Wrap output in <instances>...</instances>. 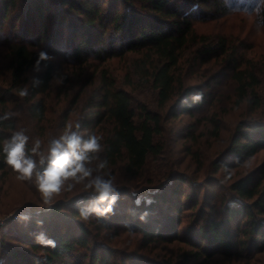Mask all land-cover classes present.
<instances>
[{
    "label": "trees",
    "instance_id": "obj_1",
    "mask_svg": "<svg viewBox=\"0 0 264 264\" xmlns=\"http://www.w3.org/2000/svg\"><path fill=\"white\" fill-rule=\"evenodd\" d=\"M233 11L254 13L264 27V0H0V47L6 49L8 71L7 85L0 84V175L9 167L4 145L18 127L17 116L8 111L12 91L19 95L21 90L27 93L21 96L27 115L40 132L51 125L50 116L65 100L60 129L72 125L82 139L99 137L100 151L90 154L87 166L98 156L108 173L119 167L128 175L142 173L165 150L161 137L167 116L193 117L210 110L224 79L232 88L233 106L245 103L247 117L236 120L227 146L211 160L213 173H229L264 150V113L253 115L264 108L259 91L264 58L248 54L252 45L198 33L192 17L200 12L199 21L213 20ZM41 51L48 59L37 65ZM50 57L70 64L75 74L91 69L87 83L69 93L72 79L57 77ZM115 59L128 62L123 76L109 68ZM212 61L222 64L203 82L187 83V73H197ZM146 91L154 104L145 101ZM78 106L79 115L71 123ZM213 114L202 116L217 136L219 121ZM186 128L184 135L192 139L190 126ZM25 150L29 155V147ZM38 166L47 167V159ZM166 167L155 175L159 181L148 196L139 199V190L118 188L112 212L103 216H80L96 199L90 189L11 222L0 236V264L259 262L257 256L264 253V168L229 176L223 189L215 180L204 177L200 186V181ZM89 225L116 234L119 228L129 229L146 245L182 246L165 259L114 254L104 242L92 240ZM40 233L55 246L41 244L36 239Z\"/></svg>",
    "mask_w": 264,
    "mask_h": 264
},
{
    "label": "rangeland",
    "instance_id": "obj_2",
    "mask_svg": "<svg viewBox=\"0 0 264 264\" xmlns=\"http://www.w3.org/2000/svg\"><path fill=\"white\" fill-rule=\"evenodd\" d=\"M52 9L55 10L54 4L52 5ZM202 9L208 10L206 7ZM199 14L200 12H192V17H195V28L198 33L224 35L233 42H244L250 46L252 45L247 51L248 54L256 53L261 56L262 59L264 58V27L259 23L254 13L233 11L228 15H222L213 20L208 19L205 21H199ZM5 50V48L0 47V84L4 86L7 85L8 82ZM50 59L53 60L57 77L61 75L62 78V76L68 75L72 79L74 86L69 89V93L75 92L80 85H83V82L87 83L88 78H90V74L92 73L91 69L80 71L75 74L73 71L75 68L71 67L70 64L64 62L61 58L50 57ZM127 64V60L115 59L109 63V68L115 74L123 76L127 70ZM221 64L222 61H212L205 67H201L197 73H195V71H190L187 73L185 79L188 84L203 82L206 76L212 73V71ZM59 79L60 77L58 80ZM224 81H222L221 85L216 90V100L212 102L210 110L207 108L203 113L201 111L196 112L193 117L185 114L176 117L167 116L163 123V136L161 137L166 144L165 150H163L160 158L152 159L142 173L135 176L128 175L122 170V167H119V169H114L113 172H109L113 173L111 176L106 170H102V168L99 167L101 162L97 156L95 160L91 161L92 163L89 164L90 168L93 169L92 177L101 176L104 179H111L116 190L120 187L124 188L126 192L139 190L138 195L139 199H141L144 195L148 196L149 193L153 192L152 189L155 187L154 183L159 181L157 180L159 177L156 178L155 175L159 170L160 172L165 170L168 164L172 172H178L181 175L188 176V178L192 180L200 181V186L203 185L201 181L205 177L207 180H215L218 183V188L220 186L223 189L229 184V176L230 178H235L254 169L258 165L264 168V150H262L241 166L230 169L229 173L225 171L213 173L211 160L227 146L236 120L240 117H247L246 104L242 103L238 106H233V96H230L232 88ZM259 91L264 107V81ZM12 94L14 96L12 100L13 104H10L8 111L15 114L18 118L16 132L23 131L24 134L28 136L29 139L26 142L25 148L29 147V155L26 153V150L25 154L39 161V155L32 153L31 149L35 141L39 140L41 141V145L38 151L42 154H46L50 140L58 139L65 132V130L60 129L59 124L62 122V117L59 112L67 108V104L64 100L56 107L58 112L55 111L50 116L51 125H47V128L44 131L41 129L42 131L40 132V128L35 125V122L29 119L23 98L17 95V93H14V91H12ZM143 97L145 101L154 104V97L148 91H146ZM218 99L220 100L217 103ZM51 102L54 104L53 101ZM79 112L80 106L71 114V123L75 119V116L79 115ZM261 112L264 113V108L259 109L258 113L254 112L255 114L253 115H259ZM160 113L164 114L165 109H160ZM213 113L217 115L219 121L217 136L212 132L213 125L207 121L206 117L202 116L203 114L204 116L206 114L211 116ZM188 126H190V132L193 134L192 139L184 135L187 129L186 127ZM190 150L196 153V157L191 156L189 153ZM17 175L18 174L10 166L4 176L0 175V236L3 229L10 228L13 225V221L20 219L22 216H28L30 213L48 209L55 201L65 200L79 191L90 190V188H85V184L90 178H86L80 183L69 180L66 182L65 189L62 190L59 195H54L51 202L46 204L43 201L42 194L36 187L35 176H33L31 180L21 181L17 179ZM168 177L169 176L166 175L164 179ZM154 178L156 179L154 180ZM67 184H73L74 186L71 190H67ZM126 198L128 199L127 196L123 195L122 199L128 202ZM13 214L17 215L16 218L5 220V217ZM88 227L90 235L94 238L92 240L96 243L104 242L114 254L119 253L121 255H139L153 259H165L176 253L179 248H181L180 246H182L179 243L171 245H146V242L143 241L138 233L125 228H119V234H116V232H105L104 230H99L90 225ZM257 258L259 262H254L255 264H264V253L258 255ZM213 260H215V258ZM177 262L179 263L181 261L177 260ZM224 263L227 264V262ZM240 263H243V261L240 260Z\"/></svg>",
    "mask_w": 264,
    "mask_h": 264
},
{
    "label": "clouds",
    "instance_id": "obj_3",
    "mask_svg": "<svg viewBox=\"0 0 264 264\" xmlns=\"http://www.w3.org/2000/svg\"><path fill=\"white\" fill-rule=\"evenodd\" d=\"M45 59H48V55L41 51L36 62L37 65ZM26 94L25 90H21L19 93L20 96ZM76 128H79L78 124ZM28 139L23 131L13 133L3 148L5 160L7 165L18 174L17 179L26 181L35 176L36 187L42 194L44 203H50L54 195H59L65 189L67 181L73 180L80 183L86 178H90L85 184V188L93 189L97 196L86 209L80 210V216L87 219L92 213L103 216L112 212L113 204L117 200V193L111 179H104L101 176L92 177L93 169L87 166V163L93 158L90 154L100 151L99 137L89 135L86 139H82L78 132L72 131V125H69L58 139L50 140L46 157L38 151L41 141H35L31 151L39 155V162L25 154V145ZM45 159H47V167L41 169L38 165H43ZM99 167L103 168L104 164H100ZM73 186V184H67V190H71ZM21 219H27V217L22 216ZM36 239L43 245L55 246V242L46 239L43 233L37 235Z\"/></svg>",
    "mask_w": 264,
    "mask_h": 264
},
{
    "label": "built area",
    "instance_id": "obj_4",
    "mask_svg": "<svg viewBox=\"0 0 264 264\" xmlns=\"http://www.w3.org/2000/svg\"><path fill=\"white\" fill-rule=\"evenodd\" d=\"M16 214H13V215H9V216H7V217H5V220L7 219V220H9V219H12V218H16Z\"/></svg>",
    "mask_w": 264,
    "mask_h": 264
}]
</instances>
